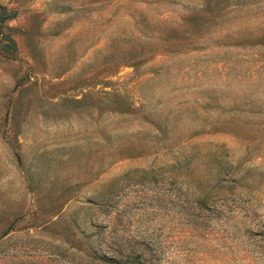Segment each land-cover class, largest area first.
Masks as SVG:
<instances>
[{
	"label": "rangeland",
	"instance_id": "obj_1",
	"mask_svg": "<svg viewBox=\"0 0 264 264\" xmlns=\"http://www.w3.org/2000/svg\"><path fill=\"white\" fill-rule=\"evenodd\" d=\"M0 264H264V0H0Z\"/></svg>",
	"mask_w": 264,
	"mask_h": 264
}]
</instances>
